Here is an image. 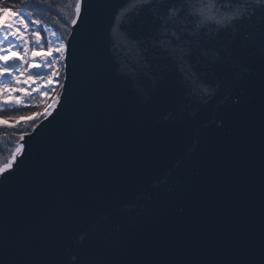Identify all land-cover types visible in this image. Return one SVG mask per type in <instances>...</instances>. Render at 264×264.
Instances as JSON below:
<instances>
[{
    "label": "water",
    "instance_id": "water-1",
    "mask_svg": "<svg viewBox=\"0 0 264 264\" xmlns=\"http://www.w3.org/2000/svg\"><path fill=\"white\" fill-rule=\"evenodd\" d=\"M195 2L241 15L227 30L178 22L206 37L190 67L212 91L189 98L131 39L151 17L117 25L123 0H87L63 106L0 178L3 264H264V0Z\"/></svg>",
    "mask_w": 264,
    "mask_h": 264
},
{
    "label": "snow or ice",
    "instance_id": "snow-or-ice-1",
    "mask_svg": "<svg viewBox=\"0 0 264 264\" xmlns=\"http://www.w3.org/2000/svg\"><path fill=\"white\" fill-rule=\"evenodd\" d=\"M86 2L87 0H75V14L70 23L60 24L61 28L67 30L65 35H57L47 26L42 15L41 9L44 6L51 10V0H6L5 3H0V17H8L0 22V113L19 112L27 108V100L34 93L42 98H50L51 101L43 112L25 116L0 115V127L16 128L20 122H25L31 123L35 130L37 125L33 121L53 117L57 107L63 106L67 88L66 84L60 83V79L62 75L67 79L66 61L73 54L71 41L76 38L75 29L78 23L84 22ZM123 4L124 7L114 17L115 23L119 25L122 18L130 13L136 17H151L147 34L132 35L131 39L140 44L146 41L153 43L157 55L172 66L176 83L187 97L194 98L200 92L212 91L210 87L203 86L211 82L201 76L198 70L193 71L190 67L199 69L200 61L208 55L207 50L201 52V48L206 47L201 41L206 37L196 31L186 32L178 22L195 23L196 30L209 22H215L220 30H227L234 19L240 18L239 11L233 14L221 13L218 8L214 12L211 4L197 7L195 0H123ZM129 4L132 5L130 9L127 7ZM217 4L222 7L225 0H217ZM26 8L32 10L25 12ZM114 31L116 27L110 29L108 48L115 60L119 51L111 39ZM219 34L217 31V35ZM171 37H175V41ZM184 41L190 42V50L179 47ZM174 43L177 48L172 47ZM61 64L65 66L64 73L60 71ZM118 64L123 67L124 60H118ZM125 75L127 79L134 81L131 73ZM57 87L60 89L59 93L56 92ZM20 140L24 141V134L20 135ZM26 154L27 146L21 143L8 165L0 167V178H5L6 173L14 170V165L18 166L19 160ZM0 264H3L2 260Z\"/></svg>",
    "mask_w": 264,
    "mask_h": 264
},
{
    "label": "trees",
    "instance_id": "trees-1",
    "mask_svg": "<svg viewBox=\"0 0 264 264\" xmlns=\"http://www.w3.org/2000/svg\"><path fill=\"white\" fill-rule=\"evenodd\" d=\"M6 0H0V3H5ZM25 12L31 11L32 9L26 8ZM44 19L47 21V26L57 33V35H65L66 29L61 28L60 24H69L71 18L75 14V0H51V10H48V6H44L41 9ZM45 43L47 42V37L45 34ZM60 71L63 72V64L60 65ZM63 82V75L60 79V83ZM60 89L57 87L56 92L59 93ZM36 99V98H34ZM40 98L36 102H30L28 107L22 109L19 112H8L5 111L0 113V115H16L25 116L33 112H43L45 105L41 102ZM42 118H38L33 123H38ZM12 123V122H10ZM31 123L20 122L18 127H0V167H5L8 165L9 161L13 158V154L19 146L20 135L26 134L32 130Z\"/></svg>",
    "mask_w": 264,
    "mask_h": 264
},
{
    "label": "rangeland",
    "instance_id": "rangeland-1",
    "mask_svg": "<svg viewBox=\"0 0 264 264\" xmlns=\"http://www.w3.org/2000/svg\"><path fill=\"white\" fill-rule=\"evenodd\" d=\"M46 37H47V35H46ZM34 98H36V99H34ZM40 98H42L38 93H34L33 94V96L30 98V99H28L27 100V104H29L30 102H36V101H38ZM42 101V103L46 106L48 103H50L51 101H50V98H48V99H46V98H42L41 99ZM45 108V107H44ZM44 108H43V111H44ZM19 147V146H18Z\"/></svg>",
    "mask_w": 264,
    "mask_h": 264
}]
</instances>
